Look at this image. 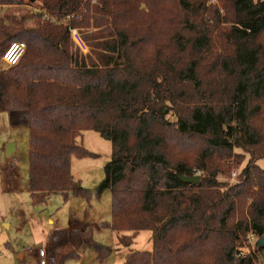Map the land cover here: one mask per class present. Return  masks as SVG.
Returning <instances> with one entry per match:
<instances>
[{
    "label": "trees",
    "instance_id": "obj_1",
    "mask_svg": "<svg viewBox=\"0 0 264 264\" xmlns=\"http://www.w3.org/2000/svg\"><path fill=\"white\" fill-rule=\"evenodd\" d=\"M92 1L26 0L49 16L33 27L0 18V58L10 43L26 45L0 70V113L29 131L32 204L109 191L101 228L128 248L124 264H257L256 243L236 254L264 236V0H105L100 11ZM84 131L112 146L93 190L71 175L72 157H96L78 142ZM246 155L236 184L218 180ZM195 171L196 184L180 179ZM142 231L152 249H129ZM51 241L50 264L77 261L85 247L100 263L113 252L91 227L54 231Z\"/></svg>",
    "mask_w": 264,
    "mask_h": 264
},
{
    "label": "rangeland",
    "instance_id": "obj_2",
    "mask_svg": "<svg viewBox=\"0 0 264 264\" xmlns=\"http://www.w3.org/2000/svg\"><path fill=\"white\" fill-rule=\"evenodd\" d=\"M210 3L216 4L214 0ZM105 0H94L92 6L97 11L105 8ZM104 10V9H103ZM6 14L17 20H23L26 26L33 27L35 21L43 23L46 13L38 4L0 7V18ZM66 24V21H59ZM87 51L82 54H87ZM170 120H174L169 116ZM78 142L95 158H71V175L76 182L87 189H95L104 178V167L111 159L112 146L94 131H84ZM8 144L15 146L11 157L6 156ZM240 153V151H237ZM29 131L26 127H14L6 113H0V264H39L38 251L45 248L48 233L54 227H66L71 221L90 224L95 241L113 249L110 257L103 263L96 260L93 249L85 247L80 251L77 261L66 264H124L123 257L128 248L117 246V233L100 228V224L111 220V194L104 191L99 198L87 201L68 194L65 199L61 194H52L45 203L32 204L29 196ZM246 155L239 167H233L227 176L218 180L230 185L236 184L237 176L246 165ZM264 169V160L257 163ZM236 174V177H233ZM196 176L201 172L195 171ZM13 190V192H12ZM128 234V233H122ZM256 238L249 236L248 243L237 248L236 256L255 251ZM129 249L150 251L151 233L142 231L134 238ZM48 254V249H46ZM257 264H264V253H256Z\"/></svg>",
    "mask_w": 264,
    "mask_h": 264
},
{
    "label": "built area",
    "instance_id": "obj_3",
    "mask_svg": "<svg viewBox=\"0 0 264 264\" xmlns=\"http://www.w3.org/2000/svg\"><path fill=\"white\" fill-rule=\"evenodd\" d=\"M45 20H49V16L46 14L43 15ZM53 21V20H51ZM70 37L75 46L80 50L81 53L87 51V45L83 41L80 33L76 29L70 30ZM26 50V45L24 42H12L10 43L5 51L3 52L0 58V70H8L16 66ZM233 177H236V174H233ZM39 264H50L48 259V254L45 249L38 251Z\"/></svg>",
    "mask_w": 264,
    "mask_h": 264
},
{
    "label": "crops",
    "instance_id": "obj_4",
    "mask_svg": "<svg viewBox=\"0 0 264 264\" xmlns=\"http://www.w3.org/2000/svg\"><path fill=\"white\" fill-rule=\"evenodd\" d=\"M14 148H15V146H14ZM15 152V149H14V151L12 152V154L10 155V157L13 155V153ZM28 190H29V187H28ZM12 192H13V190H12ZM50 196V195H49ZM76 221H73V220H71L67 225H66V227L63 229V227H59V226H57V227H54V229H52L49 233H48V236H47V239H46V241H45V250L46 249H49V248H51L52 246H53V243H52V241H51V234L54 232V231H57V230H71V229H75V228H78V229H86V228H88V227H91V225L90 224H87V223H85V224H81V223H75ZM100 228H101V224H100ZM84 249V248H83Z\"/></svg>",
    "mask_w": 264,
    "mask_h": 264
},
{
    "label": "water",
    "instance_id": "obj_5",
    "mask_svg": "<svg viewBox=\"0 0 264 264\" xmlns=\"http://www.w3.org/2000/svg\"><path fill=\"white\" fill-rule=\"evenodd\" d=\"M14 149L15 148L13 144H8L6 147V156L10 157ZM180 179L183 182L188 183V184H196L199 181L200 177L199 176H193V177L180 176ZM256 245L261 248H264V236H262L256 241Z\"/></svg>",
    "mask_w": 264,
    "mask_h": 264
}]
</instances>
